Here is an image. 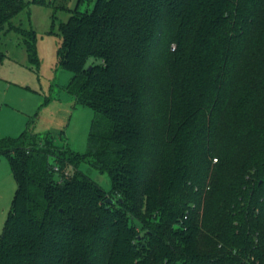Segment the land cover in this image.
Instances as JSON below:
<instances>
[{
    "label": "trees",
    "instance_id": "1",
    "mask_svg": "<svg viewBox=\"0 0 264 264\" xmlns=\"http://www.w3.org/2000/svg\"><path fill=\"white\" fill-rule=\"evenodd\" d=\"M89 1L57 48L94 110L87 151L31 120L0 139L17 181L0 264H264V0ZM25 4L0 0V30L39 66L36 31L11 24Z\"/></svg>",
    "mask_w": 264,
    "mask_h": 264
},
{
    "label": "rangeland",
    "instance_id": "2",
    "mask_svg": "<svg viewBox=\"0 0 264 264\" xmlns=\"http://www.w3.org/2000/svg\"><path fill=\"white\" fill-rule=\"evenodd\" d=\"M23 10L11 24L36 31L39 66L28 56L24 36L5 24L0 30V49L6 54L0 64V139L18 137L31 119L33 129L48 131L53 144L80 153L87 151V141L94 110L77 103L68 90L72 72L58 63L61 41L60 23L69 18L78 0H46L41 4L24 0ZM95 0L80 4L91 10ZM75 166H77L75 164ZM79 168L110 193L108 172L93 167L88 160ZM17 181L6 155L0 154V234L12 209Z\"/></svg>",
    "mask_w": 264,
    "mask_h": 264
},
{
    "label": "crops",
    "instance_id": "3",
    "mask_svg": "<svg viewBox=\"0 0 264 264\" xmlns=\"http://www.w3.org/2000/svg\"><path fill=\"white\" fill-rule=\"evenodd\" d=\"M75 98V97H74ZM76 100V99H75ZM31 120V119H30ZM30 120H28V122L30 121ZM28 122H27V126H28ZM32 125V124H31ZM33 128V127H32ZM35 132H38V133H40V134H46V133H49L48 131L46 132V131H36L35 129H33ZM51 135V134H50Z\"/></svg>",
    "mask_w": 264,
    "mask_h": 264
},
{
    "label": "water",
    "instance_id": "4",
    "mask_svg": "<svg viewBox=\"0 0 264 264\" xmlns=\"http://www.w3.org/2000/svg\"><path fill=\"white\" fill-rule=\"evenodd\" d=\"M91 68V67H90ZM113 199L112 198H108L107 201L108 202H111Z\"/></svg>",
    "mask_w": 264,
    "mask_h": 264
}]
</instances>
